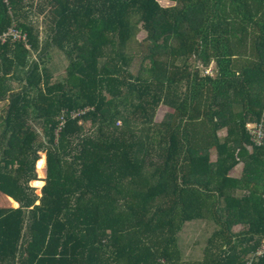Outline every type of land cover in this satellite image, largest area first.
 <instances>
[{
	"label": "trees",
	"instance_id": "obj_1",
	"mask_svg": "<svg viewBox=\"0 0 264 264\" xmlns=\"http://www.w3.org/2000/svg\"><path fill=\"white\" fill-rule=\"evenodd\" d=\"M12 26L0 264H264V0H0ZM52 49L70 61L56 83ZM198 221L212 231L183 258Z\"/></svg>",
	"mask_w": 264,
	"mask_h": 264
},
{
	"label": "rangeland",
	"instance_id": "obj_2",
	"mask_svg": "<svg viewBox=\"0 0 264 264\" xmlns=\"http://www.w3.org/2000/svg\"><path fill=\"white\" fill-rule=\"evenodd\" d=\"M42 19V17H40ZM144 36H146V33H144L143 31L137 34V38L138 39H143ZM61 56H55L52 58H46L45 59V65L47 66V69L50 70L51 73V82L52 83H56L62 79H64V77L66 76V71H67V67L69 66V59L67 58V56L63 53L60 54ZM44 57V56H43ZM43 57L41 59H43ZM32 59H39V56L37 54H35L33 56ZM44 65V66H45ZM196 65V64H195ZM45 66V67H46ZM139 66V58H136L132 61L131 63V69L133 71H136L137 68ZM198 67H200V69L202 70V74L204 75V69L198 65ZM215 68V64H212V66L206 70V72H210L212 73L211 70H213ZM14 83V82H13ZM15 86L17 87V83L15 84ZM21 87V86H19ZM5 102V103H4ZM2 104H0V124L3 121L2 119L4 118L5 115V111L8 105V101H4ZM169 111L168 106L166 105H161L157 111L156 114V121L160 122L164 119L165 114ZM1 132V131H0ZM220 135L223 136L222 131L220 132ZM42 153L40 154L41 157ZM44 155V154H43ZM212 159L214 161V157L212 156ZM44 168V166H42V168H39L40 170H42ZM240 171V170H239ZM43 178V174H39V179L38 180H34V181H40L41 184H32L34 187H36V192L38 194H40V188L41 186L44 184V181L42 180ZM207 228H212L209 226V223H204V222H196V223H191V224H186L185 228L183 229L181 235H180V239L179 245H182V251H183V258H194V259H200L201 257V252H200V248L203 249V247L205 246V230ZM214 229V228H213ZM246 229V227L244 225H237L234 227V231H242ZM212 231V229H211ZM208 234V233H207ZM201 236H204L201 245L198 244L200 242V238ZM249 264V263H248Z\"/></svg>",
	"mask_w": 264,
	"mask_h": 264
},
{
	"label": "built area",
	"instance_id": "obj_3",
	"mask_svg": "<svg viewBox=\"0 0 264 264\" xmlns=\"http://www.w3.org/2000/svg\"><path fill=\"white\" fill-rule=\"evenodd\" d=\"M26 41L27 40V35L26 33L22 32L20 29H18L16 26L9 27L7 31L4 33L0 34V41L2 43H6L7 41ZM79 113L72 112L71 115L73 118L76 117V115ZM65 118L62 117V124H64ZM254 140L258 145H263L264 144V129L260 130H255L254 131Z\"/></svg>",
	"mask_w": 264,
	"mask_h": 264
},
{
	"label": "crops",
	"instance_id": "obj_4",
	"mask_svg": "<svg viewBox=\"0 0 264 264\" xmlns=\"http://www.w3.org/2000/svg\"><path fill=\"white\" fill-rule=\"evenodd\" d=\"M169 1H163V3H168ZM170 3V2H169ZM44 15H43V23H41V25H40V28H41V30H42V33H41V43L44 45V44H47V43H50V40H51V37H50V31H48V29H50V26H51V24L50 25H48L47 23H45V21H44ZM63 54V52H61V51H59L58 49H52V50H50V51H47V58H52V56L53 57H55V56H61L60 54ZM35 55V54H34ZM33 55V56H34ZM30 61H31V59H30ZM2 104H4L3 102H1ZM0 103V104H1ZM220 134V133H219ZM222 134H223V136H221V137H224L225 135H226V131L225 130H222ZM213 157H214V161H216V153L214 152L213 153ZM240 165L239 166H237L236 167V169L233 171V174L234 175H236L237 177H239L240 176V171H242V170H240ZM234 232H237V231H234Z\"/></svg>",
	"mask_w": 264,
	"mask_h": 264
},
{
	"label": "water",
	"instance_id": "obj_5",
	"mask_svg": "<svg viewBox=\"0 0 264 264\" xmlns=\"http://www.w3.org/2000/svg\"><path fill=\"white\" fill-rule=\"evenodd\" d=\"M31 184H33V181L31 182Z\"/></svg>",
	"mask_w": 264,
	"mask_h": 264
},
{
	"label": "bare ground",
	"instance_id": "obj_6",
	"mask_svg": "<svg viewBox=\"0 0 264 264\" xmlns=\"http://www.w3.org/2000/svg\"><path fill=\"white\" fill-rule=\"evenodd\" d=\"M33 183H34V181H33Z\"/></svg>",
	"mask_w": 264,
	"mask_h": 264
}]
</instances>
